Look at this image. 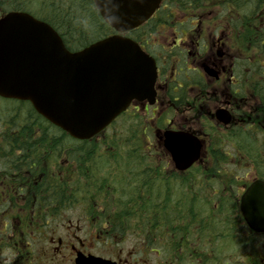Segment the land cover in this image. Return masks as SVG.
<instances>
[{"label": "flooded vegetation", "instance_id": "obj_1", "mask_svg": "<svg viewBox=\"0 0 264 264\" xmlns=\"http://www.w3.org/2000/svg\"><path fill=\"white\" fill-rule=\"evenodd\" d=\"M179 1L164 0L148 21L123 34L134 39L155 61L154 101H132L105 134L90 141L103 150L108 149L109 142L130 144L132 148L138 143L136 155L141 152L139 157L146 167L155 172L157 197L171 211L177 190H185V203L191 199L201 204L205 201L206 177L220 185L229 179L227 187L237 189L234 196L243 230L215 233L217 238L212 243L225 253L220 264H264V231L252 227L241 211L246 190L255 183L264 186V88L251 81L259 64L263 70L256 78L264 84V38L259 40L253 33L254 14H244V8L234 2L232 6L223 1L213 5L206 0L182 5ZM219 112L229 114L230 120L220 119ZM180 133L201 141L200 158L186 169L177 167L167 146L169 140L174 145ZM241 138L250 142L251 150L240 149ZM224 155L229 161H219L215 166V159ZM144 186L147 184L136 185ZM11 187L23 190L37 185L14 182ZM72 194L85 204L79 191ZM80 204L49 218L43 209L23 218L22 212H28V208L19 204L9 209L7 216L0 213V238L9 244L2 251L9 260L6 264H19L14 260L21 254L20 264H76L78 254L102 256L123 264H149L147 259L131 258L132 252L124 256L120 248L123 242L114 244L115 249L119 247L115 255L104 254L102 250L112 245L111 240L89 220L75 218L73 209ZM16 210L21 215L12 216ZM64 213L71 214L67 222ZM25 222H34L35 231L28 238L20 234L14 240L15 226L11 223H17L16 229L22 231ZM190 241L192 252H206L204 240ZM152 250L159 254L157 248Z\"/></svg>", "mask_w": 264, "mask_h": 264}, {"label": "trees", "instance_id": "obj_2", "mask_svg": "<svg viewBox=\"0 0 264 264\" xmlns=\"http://www.w3.org/2000/svg\"><path fill=\"white\" fill-rule=\"evenodd\" d=\"M190 1L198 0L179 2L182 5ZM206 1L211 5L219 1L229 5L234 2L244 8V14L253 13L256 23L253 33L260 37L259 40L264 38V0ZM9 10L27 11L49 22L70 50L81 49L114 32L100 15L94 0H0V16ZM260 66H256L257 74L262 73ZM257 74L251 81L263 89L264 84L256 78ZM4 101L7 104L0 106V209L3 214H10L9 209L19 204L28 208V212H22L23 218L41 209L48 218L57 216L65 207L80 204L81 200H76L72 194L79 191L81 197L85 195V213L90 223L107 238L131 237L138 241L140 248L158 246L162 264L224 262V251L212 243L217 238L215 233L243 230L234 196L237 189L232 191L227 187L229 179L225 178L220 185L206 177L205 201L201 204L191 199L185 203V190H177L171 211L169 206L162 204L163 199L157 197L155 172L139 157L141 152L136 155L138 143L132 148L130 144L109 142L108 149L103 150L95 142L72 138L40 115L28 101ZM239 142L240 149H252L245 138ZM91 155L95 156V164L90 165L92 169L84 161ZM229 158L231 160V156ZM219 161L225 163L229 159L225 155L218 157L215 166ZM14 182H27L37 187L18 190L11 187ZM134 182L147 186L138 188ZM92 187L98 191L87 196ZM157 206L160 210L156 212ZM11 215H21V212L16 210ZM33 224L23 223L22 231L13 224L14 240L19 239L20 234L28 238L35 231ZM193 239L204 240L206 252H192L190 240ZM8 245L0 238V264L5 262L2 251Z\"/></svg>", "mask_w": 264, "mask_h": 264}, {"label": "water", "instance_id": "obj_3", "mask_svg": "<svg viewBox=\"0 0 264 264\" xmlns=\"http://www.w3.org/2000/svg\"><path fill=\"white\" fill-rule=\"evenodd\" d=\"M106 23L118 32L146 21L161 0H94ZM155 61L138 43L115 34L83 49L67 48L47 22L23 11L0 18V96L28 100L52 123L79 139L103 130L132 99L153 97ZM220 113V119L230 115ZM186 151L175 154L180 168L200 155V144L185 136ZM170 146V143L167 142ZM250 225L264 230V186L255 183L242 198ZM78 264H117L99 257H79Z\"/></svg>", "mask_w": 264, "mask_h": 264}, {"label": "rangeland", "instance_id": "obj_4", "mask_svg": "<svg viewBox=\"0 0 264 264\" xmlns=\"http://www.w3.org/2000/svg\"><path fill=\"white\" fill-rule=\"evenodd\" d=\"M7 103L4 101V100H0V106H4L6 105ZM92 156V155H91ZM85 165L89 166L90 169L92 164H95V156L93 155L91 158L88 156V159H85ZM83 161V162H84ZM97 164V162H96ZM68 165H70V162L68 163ZM95 168H100L99 165H95ZM93 189L90 190V192H88L87 196L90 195L91 193H95L96 191V188L95 187H92ZM90 193V194H89ZM85 196V195H84ZM88 199V198H87ZM73 207H65L64 210L65 211H71ZM157 209L160 210L158 207H156V212H157ZM159 215V214H157ZM69 216L71 217V214L70 213H64V216H63V219L67 222ZM75 218L78 219V220H81L83 222V217L82 216H77L75 215ZM136 246H138V241L134 240V238H131L129 237L128 239H126V241L121 245L120 248L124 249V253H126L125 255L129 254V252H134L135 249L137 248ZM118 249V248H117ZM117 249H115L114 247H108V248H105L102 250V252L108 256H113L117 253ZM124 255V256H125ZM155 254H152V257L151 258H148L147 259V262H149V264H151L154 260L155 262V259L153 258Z\"/></svg>", "mask_w": 264, "mask_h": 264}]
</instances>
